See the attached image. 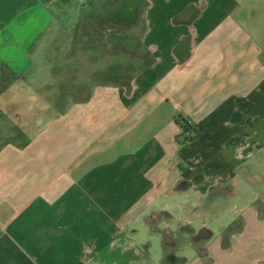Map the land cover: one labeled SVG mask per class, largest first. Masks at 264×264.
I'll return each mask as SVG.
<instances>
[{"label":"crops","instance_id":"0c3cea01","mask_svg":"<svg viewBox=\"0 0 264 264\" xmlns=\"http://www.w3.org/2000/svg\"><path fill=\"white\" fill-rule=\"evenodd\" d=\"M145 2L138 18L126 11L140 43L138 55L120 53L135 65L128 82L104 76L111 62L25 115L4 76L39 49L51 9L72 0H0V264H154L141 226L160 236L162 264H264V0ZM101 43L96 53L114 59ZM183 121L197 138L182 148ZM181 180L191 185L170 194ZM229 183L228 204L223 192L208 200ZM163 196L181 197L179 230L193 220L213 232L191 241V257L157 227L167 208L144 215ZM203 201L213 215L184 218ZM223 214L232 224L213 230Z\"/></svg>","mask_w":264,"mask_h":264},{"label":"rangeland","instance_id":"374dc122","mask_svg":"<svg viewBox=\"0 0 264 264\" xmlns=\"http://www.w3.org/2000/svg\"><path fill=\"white\" fill-rule=\"evenodd\" d=\"M95 1L97 2L98 0ZM51 10L54 17L53 19L50 17L46 20L47 24L44 27V33L40 39L39 49L31 54L27 53L29 58H23L16 63L17 65L22 64L23 67H21L23 69H21V71H12L9 73L11 75L9 87L11 91L10 96L16 102L27 103L28 106L23 113L25 115L39 111L48 112V101L54 98L55 92L56 96L59 95V97L61 94L62 96L66 95V97H68V95L71 96L69 93L63 94V88H70L83 83L86 84L90 82L95 72L102 71L107 65L109 66L111 62L114 65L125 63L124 58L127 57L124 54L116 53L112 55L114 59H108L104 57V55L101 56L99 52L96 53L95 47H84V42H82L83 38L80 39L77 30L86 13L94 12L90 5L83 4L80 0H72L71 5L64 8L61 12L54 7ZM113 32L118 33V30L114 29ZM90 39H93L92 42H97L99 44L104 40L103 38H97L95 41L94 37ZM2 64L3 62L0 60V81L1 75L3 74ZM18 67L19 66H15L14 68ZM13 73L15 74L14 78L12 77ZM76 88L77 87H75V90ZM12 125L14 124L6 123L4 126L10 129ZM38 126H45V124H40ZM13 129H15L14 126ZM0 130H4L3 125ZM262 177L263 181L259 185V188L264 190V173ZM180 199L181 197L174 196L172 198H165V196H163V198H161L162 203L158 201L161 207L155 209V211L158 212L160 209L167 208L165 212L169 213L172 217H174L172 213L177 215L179 213L181 214V207L179 206ZM167 204L171 205L165 207ZM183 210L184 208L182 211ZM207 213L209 217L214 214L211 210ZM161 219L164 220L163 223L176 222L174 218H165L161 215H156L154 217V220H157L159 223L162 221ZM214 222H219V227L214 228L211 226V228L213 230H218L221 226L227 224L229 226L232 224L233 216L231 214H223L220 216L219 220L211 219L210 224L212 225ZM167 234L168 243L174 242L171 240V237H169V230ZM174 236L178 238V241H175L176 245L187 241L186 239L183 241L179 233ZM189 241L191 242V240Z\"/></svg>","mask_w":264,"mask_h":264},{"label":"trees","instance_id":"16d2710c","mask_svg":"<svg viewBox=\"0 0 264 264\" xmlns=\"http://www.w3.org/2000/svg\"><path fill=\"white\" fill-rule=\"evenodd\" d=\"M144 4H146L145 0H108V2L102 4L100 8L96 9L90 15H85L77 30L80 39L83 38L82 42L84 41L86 46L95 47L96 45H99V43L92 42L93 39L90 38L94 37L95 41L97 38H103V43H100L108 50L107 52L109 54L125 53L129 57L138 55L140 43L136 41V39L134 40L132 37L127 36V33L131 29L127 27V25L129 21H132V18H128V13L126 11L129 10V8L135 9L133 16L138 18L139 9L143 7ZM121 19L123 20V23L120 21ZM114 29H117L119 35H122V37H119L117 33H114ZM140 56L143 57L144 54L142 53ZM134 68L135 65L133 61L130 60L127 63H120L110 67L108 71L104 73V76L116 82H128L131 78L129 73L133 72ZM8 74L9 73L7 71L4 76V81L6 83H8V78L10 79V75L8 76ZM74 92L75 87H70L63 88L62 93L74 94ZM182 129L183 132L179 137V145L183 148L189 143L193 142L197 138V135L186 121H183ZM182 185L188 188L191 185V182L181 180L172 189H177ZM230 187H232L231 183L225 187L222 186L212 189L209 192L208 200L215 195L222 193V191L225 192L226 189ZM161 214L162 216H168L169 218H172V216L167 212H162ZM147 222H149V220H147Z\"/></svg>","mask_w":264,"mask_h":264},{"label":"clouds","instance_id":"9594fccd","mask_svg":"<svg viewBox=\"0 0 264 264\" xmlns=\"http://www.w3.org/2000/svg\"><path fill=\"white\" fill-rule=\"evenodd\" d=\"M160 207H161L160 203L154 202L152 205L149 206L148 209L145 210L144 215L146 216L148 215L149 212L153 211V209H159ZM181 219L182 218L180 216L176 217L177 221H180ZM183 223H185L186 225H191V227L194 230H199L202 227H204V225L199 221L188 220V221H183ZM211 226L214 228L219 227V222H214ZM157 227L161 231L169 230L170 232L175 233L179 231L180 224L176 222H172V223L165 222V223H160ZM137 242L140 245L149 244L150 245L149 250L152 253V259L154 264H162V261L164 259V253L161 248L160 236L158 234H155L154 231L150 228L141 226V230L137 236ZM180 254L182 256H188V257L194 255V251L192 249L190 241L180 246Z\"/></svg>","mask_w":264,"mask_h":264},{"label":"flooded vegetation","instance_id":"af4514ba","mask_svg":"<svg viewBox=\"0 0 264 264\" xmlns=\"http://www.w3.org/2000/svg\"><path fill=\"white\" fill-rule=\"evenodd\" d=\"M185 190H186V186H184V185L179 186L177 189H171L172 192H180V191H185ZM234 193H235V188L233 186L230 188H227L226 191L222 193V196H224V200H226V202H227L226 204H228V202L230 200L229 195L230 194L232 195ZM213 207H214V205H211V203H209V201H203V203L198 204L196 206L188 205V206L184 207V212H185L184 218L193 219L194 216H198V217L199 216H206L208 214L207 212L212 210ZM158 215H161V214H158ZM164 217L169 218L168 216H164ZM172 218H174V217H172ZM161 220H163V219H161ZM201 230H202V228L199 230H194L191 227V225H185V226L181 227V229L179 230L180 235H181L180 237L183 241L186 239L187 240L186 242L191 240L193 243L202 244L203 243L202 240H200L199 242L197 241V238H201V236L197 237L198 235H200ZM165 237H166V239H168L167 233H166ZM169 237H174V233L170 232Z\"/></svg>","mask_w":264,"mask_h":264},{"label":"water","instance_id":"95a60500","mask_svg":"<svg viewBox=\"0 0 264 264\" xmlns=\"http://www.w3.org/2000/svg\"><path fill=\"white\" fill-rule=\"evenodd\" d=\"M168 192L169 193L171 192L170 194L173 193L171 190H169ZM200 236H201V238H197V241L199 242L200 240H202L203 242H205V241L209 240L213 236V232L209 228L204 227L200 231V235H198L197 237H200Z\"/></svg>","mask_w":264,"mask_h":264}]
</instances>
